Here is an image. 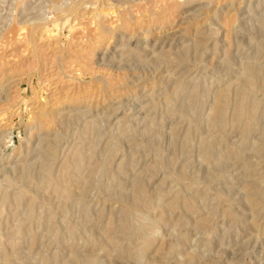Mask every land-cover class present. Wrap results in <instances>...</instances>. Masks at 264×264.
Listing matches in <instances>:
<instances>
[{
  "label": "rangeland",
  "instance_id": "obj_1",
  "mask_svg": "<svg viewBox=\"0 0 264 264\" xmlns=\"http://www.w3.org/2000/svg\"><path fill=\"white\" fill-rule=\"evenodd\" d=\"M0 264H264V0H0Z\"/></svg>",
  "mask_w": 264,
  "mask_h": 264
}]
</instances>
